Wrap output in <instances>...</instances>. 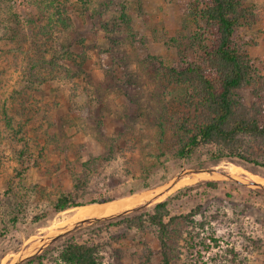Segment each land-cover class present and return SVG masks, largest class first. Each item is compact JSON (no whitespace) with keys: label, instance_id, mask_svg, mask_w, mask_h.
<instances>
[{"label":"rangeland","instance_id":"obj_1","mask_svg":"<svg viewBox=\"0 0 264 264\" xmlns=\"http://www.w3.org/2000/svg\"><path fill=\"white\" fill-rule=\"evenodd\" d=\"M196 1L0 0V264H28L45 245L47 262L71 241L98 244L102 264H162L154 227L66 232L77 206L56 211L63 195L85 204L150 195L113 216L165 199L173 214L201 204L205 224L191 232L200 235L179 239L173 264H264V136L237 135L219 162L209 158L219 144L178 155L181 122L204 121L182 75L208 56L197 37L211 23ZM242 1L257 18L238 28L241 45L264 76V0ZM253 86L235 89L237 114L264 111V82Z\"/></svg>","mask_w":264,"mask_h":264},{"label":"trees","instance_id":"obj_2","mask_svg":"<svg viewBox=\"0 0 264 264\" xmlns=\"http://www.w3.org/2000/svg\"><path fill=\"white\" fill-rule=\"evenodd\" d=\"M196 8L202 17L211 23L209 37H203V35L197 37L200 47L207 52L208 56L202 62L203 64L184 67L182 75H187L185 82L190 81L195 86L193 88L191 85L192 89L197 92V98L201 99L204 106V121L196 122L194 125L189 124L190 119L181 122L180 128L185 140L178 149V155L185 157L204 144H219L222 148L219 154H212L209 157L214 162H219L224 156H232L237 151L241 145L236 141L237 135L246 133L264 136V117H261L264 111L256 106L252 107L253 110L249 115L247 112L245 115L237 114L236 108L239 100L235 93V89L242 85L249 84L255 88L254 83L264 82V76L257 73L252 59L244 52L241 45L242 35L238 32V28L243 22L255 20L257 16L254 10L252 11L253 8L245 6L242 0H197ZM45 37L41 44L36 45V51L39 52L41 49L43 51L44 44L49 39V32H45ZM15 39L16 37H13L12 40ZM34 41L32 44H35ZM246 43L250 42L247 40ZM38 66L37 63L32 65L31 70L37 71ZM30 74L32 76V72ZM255 79H259V81H255ZM262 165L264 166V163ZM259 191L264 194V189ZM171 200L165 199L156 202L151 210L145 205L136 207L132 209L133 213L142 210L144 212L134 216H131L130 212L86 223H107L109 226L125 225L142 230L154 227L157 232L162 264H173L175 260L180 259L179 239L183 238L185 241L189 239L191 242L190 240H195L200 235L199 232L195 234H191V232L196 226H204L205 222L202 219L197 220L196 216H204L205 211L203 205L197 204L188 213L173 214L172 210L175 205H171ZM84 204L70 200L68 195H63L58 199L55 210L62 211ZM181 223L185 225V228L190 227V236H182ZM212 239L217 241L214 237ZM193 246L191 243V247ZM98 247L100 246L92 241L84 243L71 241L58 249L57 255L50 261L45 262L46 254L44 252L46 249L31 256L27 262L28 264L36 262L38 264H59V262L60 264H102L104 258L98 253Z\"/></svg>","mask_w":264,"mask_h":264},{"label":"bare ground","instance_id":"obj_3","mask_svg":"<svg viewBox=\"0 0 264 264\" xmlns=\"http://www.w3.org/2000/svg\"><path fill=\"white\" fill-rule=\"evenodd\" d=\"M233 171H238V170L233 169ZM149 196L136 197L134 195V196H130V197L114 200V201L112 200V201L101 203V204L95 203V204H85V205L77 206L73 208L71 219H69L68 222L72 223L74 221H80V220L87 219V218L110 216L115 213H118L119 211L123 209H129L135 206L137 203H139L143 199H147ZM69 211L71 212V209L66 210L64 212H69ZM68 222L63 223V221H60V223H63L62 225H65Z\"/></svg>","mask_w":264,"mask_h":264},{"label":"water","instance_id":"obj_4","mask_svg":"<svg viewBox=\"0 0 264 264\" xmlns=\"http://www.w3.org/2000/svg\"><path fill=\"white\" fill-rule=\"evenodd\" d=\"M114 216H117V215H114ZM109 217H113V215L112 216H103V217H93V218H87V219L80 220L77 223H75L66 232H69V231L73 230L74 228H76V227H78V226H80V225H82V224H84V223H86L88 221H94L95 219H105V218H109ZM57 236L58 235H56L55 237H53L50 241L53 242L57 238ZM46 246L47 245L40 247L38 250H36V253L35 254H38L39 252H41L44 249V247H46ZM35 254H33V255H35ZM33 255H31V256H33ZM31 256H29V257H31Z\"/></svg>","mask_w":264,"mask_h":264}]
</instances>
